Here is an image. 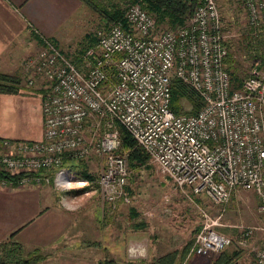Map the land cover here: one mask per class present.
<instances>
[{
    "label": "built area",
    "instance_id": "2783aa9c",
    "mask_svg": "<svg viewBox=\"0 0 264 264\" xmlns=\"http://www.w3.org/2000/svg\"><path fill=\"white\" fill-rule=\"evenodd\" d=\"M253 26L264 18V0H245ZM120 21L94 32L79 65L48 38L25 60L28 85L42 77V137L0 138V188L52 181L79 188L70 166L103 158L93 180L109 207L128 203L127 155L118 153L117 124L134 139L161 175L180 190L204 193L216 205L238 188L252 189L264 211V74L252 71L234 87L225 63L223 23L215 0H203L186 22L160 29L139 3ZM193 90L203 106L194 114L170 109L171 79ZM202 224L188 254L217 253L231 244L215 229L219 218L200 209ZM264 230V227L259 228ZM252 229L242 232L249 235ZM264 264V243L255 250Z\"/></svg>",
    "mask_w": 264,
    "mask_h": 264
},
{
    "label": "rangeland",
    "instance_id": "374dc122",
    "mask_svg": "<svg viewBox=\"0 0 264 264\" xmlns=\"http://www.w3.org/2000/svg\"><path fill=\"white\" fill-rule=\"evenodd\" d=\"M79 1L80 3H75L74 0H51L48 11H52L57 16L59 13L56 10L60 7L62 11L59 16H61L62 22L60 25L53 24L48 32L36 26L41 33L50 35V38L56 42V47L71 59L90 42L88 38L94 37L96 29L107 25L106 18L98 8ZM215 1L221 15L223 33L232 63V67L229 68L230 72L238 79H243L252 71L264 74V18L259 25L253 26L248 17L245 0ZM42 27L44 28L43 25ZM47 28L49 29V27ZM160 28L167 29L163 25ZM33 54L22 58L19 70L10 74L15 76L18 83L20 82L24 87L26 84L28 85L29 73L24 71L23 63ZM32 77L34 83L33 86L30 85L32 89L27 92H32L29 95H33L34 92L33 97L39 98L36 92L39 88L36 87L42 80L38 75ZM29 104L33 107L32 102ZM188 109L189 107L186 105L184 110ZM34 115V109L32 111L27 103L20 101L14 105L11 104L7 110L9 129L17 135H27L25 137L29 139L24 140H36L34 137L37 134V125L34 122ZM3 125L5 124L0 117V131L2 132L5 131ZM119 126L121 125H116L118 131ZM120 145L121 138L117 152L127 155L125 151L121 150ZM135 147H137L136 144ZM78 162L83 164L86 173L94 179L100 170L103 158L93 155L87 160L73 162L70 166L74 179L81 182L78 183L79 188L75 187L71 190L88 187L84 192L72 193L57 190L51 180L48 183L44 182L41 186L44 185L51 194L58 196L55 199L60 200L61 203L57 201V206L62 205L63 208L82 210L87 215H91L93 219L95 216L98 218L101 210L106 211L107 207H112L102 200L96 184H82L83 179H90L77 173L79 169L75 166L79 164ZM147 164L148 167L129 169L126 191L130 200L128 203H117V206L113 208L116 209L114 215L107 218L101 217L103 227L115 224L119 231H123L125 228L130 229L131 234L134 233L140 238L150 235L151 241H157L159 244H170L174 237L191 244L201 228L203 218L200 209H204L212 218H219L218 223L214 226L215 229L230 237L231 244L225 249L228 251L238 250L236 264H255V250L264 243V230L259 229L264 227V211L260 210L261 202L252 189L238 188L232 192L227 204L216 205L212 204L204 193L196 197L189 194L188 191L178 189L172 181L160 174L157 166L150 159ZM36 193H39L36 186L9 185L0 188V222L13 223L18 210H24L27 205H32L23 200L24 196ZM33 209H35L34 206ZM59 209L61 210V207ZM13 225L10 226L14 227ZM249 228L253 230L251 234H241ZM7 240H1L0 247ZM119 246L123 249L122 243ZM23 247L25 248L23 255L26 256L27 252H31V248L27 251V247ZM54 252H58V248ZM40 254L46 255V253ZM218 254L219 252L210 253L209 258L213 259ZM190 262L191 260L183 264H191Z\"/></svg>",
    "mask_w": 264,
    "mask_h": 264
},
{
    "label": "crops",
    "instance_id": "0c3cea01",
    "mask_svg": "<svg viewBox=\"0 0 264 264\" xmlns=\"http://www.w3.org/2000/svg\"><path fill=\"white\" fill-rule=\"evenodd\" d=\"M74 1L80 3L79 0ZM50 2L51 0H0V74L10 75L18 71L22 58L37 53L40 43L33 34L51 39L50 35L43 34L36 28L39 26L48 32L53 24L60 25L62 22L59 16L61 8L55 9L59 13L56 16L48 11ZM40 79L42 81L36 87L39 88L36 90L39 98L33 97L34 92L33 95H29L32 94L31 91L27 92L33 85L26 84L24 87L20 82L16 93L0 92V117L5 124V131H0V138L29 139L25 137L27 135L15 134L8 126L7 110L11 104L20 101L27 103L32 111L34 109V122L37 125L34 139L42 137L40 87L44 81L42 77ZM29 102H32L33 107ZM34 186L39 193L25 195L23 198L32 205L18 210L13 223L0 222V241L11 237L21 244L23 250V246H26L27 251L31 248L30 251L46 253L40 254L43 258L36 264H183L190 260L191 264H211L216 258H209L210 253L189 255L191 244L178 240V237H174L170 244H159L157 241L152 242L150 235L140 238L131 234L130 229L119 231L115 224L103 227L101 217L114 215L116 209L107 207L106 211L101 210L100 217L95 216L93 219L85 211L57 206V201L61 203L55 199L58 196L51 194L44 185ZM120 243L123 244V249L120 248ZM56 248L58 252H54Z\"/></svg>",
    "mask_w": 264,
    "mask_h": 264
},
{
    "label": "trees",
    "instance_id": "16d2710c",
    "mask_svg": "<svg viewBox=\"0 0 264 264\" xmlns=\"http://www.w3.org/2000/svg\"><path fill=\"white\" fill-rule=\"evenodd\" d=\"M85 4L98 8L99 12L106 18L107 23L120 21L122 25L127 27V23L124 19V11L128 4L139 3L143 9H145L155 20L156 26H165L167 29H173L186 22L194 8L200 4L203 0H81ZM161 29V28H160ZM38 39L39 43H42V39L33 34ZM55 46L56 42L49 39ZM87 43L78 53L73 56L72 60L79 65L81 54L95 41L94 37L88 38ZM226 45V41H225ZM227 47V46H226ZM227 70L230 74V78L234 87H238L242 79H238L234 74L230 72L232 63L229 53L225 60ZM259 68V67H258ZM18 81L15 76L0 74V92L13 94L18 90ZM171 99L170 109L175 114L185 113L194 114L201 109L203 103L199 96L184 83L177 78L171 79L170 84ZM187 105L188 110H184ZM120 138H121V150L127 153V161L129 169H140L141 167H148L149 157L140 148L135 147L134 139L126 132V130L119 126ZM79 163V162H78ZM76 165V164H75ZM83 164L79 163V173L84 178H93L86 173V169L83 168ZM127 188V187H126ZM88 187L81 189L70 190L72 193H81ZM238 250L228 251L225 248L219 252L217 257L211 264H236L238 257ZM43 257L36 251L29 252L26 256L23 255V248L21 244L14 241L11 237L3 243L0 247V264H36L37 261ZM105 264H109L106 262Z\"/></svg>",
    "mask_w": 264,
    "mask_h": 264
}]
</instances>
